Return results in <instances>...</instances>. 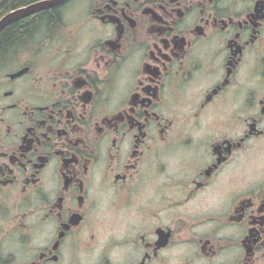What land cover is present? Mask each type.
Instances as JSON below:
<instances>
[{
	"label": "flooded vegetation",
	"instance_id": "obj_1",
	"mask_svg": "<svg viewBox=\"0 0 264 264\" xmlns=\"http://www.w3.org/2000/svg\"><path fill=\"white\" fill-rule=\"evenodd\" d=\"M0 0V264H264V0Z\"/></svg>",
	"mask_w": 264,
	"mask_h": 264
},
{
	"label": "trees",
	"instance_id": "obj_2",
	"mask_svg": "<svg viewBox=\"0 0 264 264\" xmlns=\"http://www.w3.org/2000/svg\"><path fill=\"white\" fill-rule=\"evenodd\" d=\"M10 2H20L25 0H9ZM31 28L30 24H19L14 29L6 31L0 38V53L10 47L16 38L25 36Z\"/></svg>",
	"mask_w": 264,
	"mask_h": 264
},
{
	"label": "water",
	"instance_id": "obj_3",
	"mask_svg": "<svg viewBox=\"0 0 264 264\" xmlns=\"http://www.w3.org/2000/svg\"><path fill=\"white\" fill-rule=\"evenodd\" d=\"M62 1H64V0H52L50 2L41 3L40 5H36L35 7H32V8H30L27 11H33V10H36L38 8L45 7V6H54V5H56V4H58V3L62 2Z\"/></svg>",
	"mask_w": 264,
	"mask_h": 264
}]
</instances>
